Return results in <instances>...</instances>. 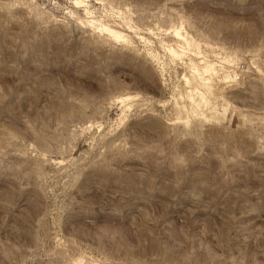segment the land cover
I'll return each mask as SVG.
<instances>
[{
    "label": "rangeland",
    "instance_id": "1",
    "mask_svg": "<svg viewBox=\"0 0 264 264\" xmlns=\"http://www.w3.org/2000/svg\"><path fill=\"white\" fill-rule=\"evenodd\" d=\"M0 264H264V0H0Z\"/></svg>",
    "mask_w": 264,
    "mask_h": 264
},
{
    "label": "bare ground",
    "instance_id": "2",
    "mask_svg": "<svg viewBox=\"0 0 264 264\" xmlns=\"http://www.w3.org/2000/svg\"><path fill=\"white\" fill-rule=\"evenodd\" d=\"M105 31H106V33H108V34H114V31L112 30V29H109V28H105Z\"/></svg>",
    "mask_w": 264,
    "mask_h": 264
}]
</instances>
